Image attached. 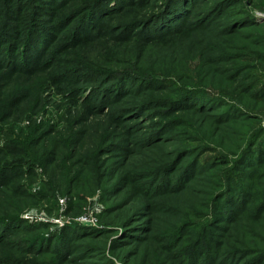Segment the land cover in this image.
I'll return each instance as SVG.
<instances>
[{
  "label": "rangeland",
  "instance_id": "obj_1",
  "mask_svg": "<svg viewBox=\"0 0 264 264\" xmlns=\"http://www.w3.org/2000/svg\"><path fill=\"white\" fill-rule=\"evenodd\" d=\"M261 147L264 0H0V264H264Z\"/></svg>",
  "mask_w": 264,
  "mask_h": 264
},
{
  "label": "trees",
  "instance_id": "obj_2",
  "mask_svg": "<svg viewBox=\"0 0 264 264\" xmlns=\"http://www.w3.org/2000/svg\"><path fill=\"white\" fill-rule=\"evenodd\" d=\"M15 38L18 39V37H15ZM35 40L36 39L33 38V43H34V49H33V51L34 52H38V42L36 43ZM17 47H20L19 46V42L18 43L16 42V45L13 47V52L14 51H18V48ZM16 48H17V50H16ZM13 52L11 54H9V56L6 57L7 65L8 64H13V65L19 64V60H15L14 59V57H16V55ZM30 53H31V48H30ZM198 88H199V92H197V93H200V91H201V89H203V87H198ZM208 104H211V103L209 102ZM255 138L257 139L258 142L255 145L252 144L253 147H256L258 145L259 141H260V136L257 135ZM252 146H251V148H252ZM243 157H244V159H243V165H245L247 167L246 168L247 170L254 172V174H247V175H245V177L243 179H245V181H247L249 179H254L255 184H256V182H259L260 179H261V175H259V171H260V169H263L264 168V148L261 147L256 152L248 151L246 154H244ZM237 187L239 188V190H242V191L246 189L245 188V185H243V184H241L239 182H237ZM252 198L253 197L251 195V200H252ZM63 232H61V233H63ZM65 235L66 234L64 233L63 236H65Z\"/></svg>",
  "mask_w": 264,
  "mask_h": 264
},
{
  "label": "built area",
  "instance_id": "obj_3",
  "mask_svg": "<svg viewBox=\"0 0 264 264\" xmlns=\"http://www.w3.org/2000/svg\"><path fill=\"white\" fill-rule=\"evenodd\" d=\"M29 218L31 219L32 216H31V217L29 216ZM80 222H81V223H84V224H85V223H89V222H90V219H89L88 217H83V218L80 220Z\"/></svg>",
  "mask_w": 264,
  "mask_h": 264
}]
</instances>
